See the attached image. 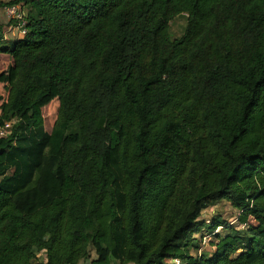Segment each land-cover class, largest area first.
I'll use <instances>...</instances> for the list:
<instances>
[{
  "label": "trees",
  "instance_id": "obj_1",
  "mask_svg": "<svg viewBox=\"0 0 264 264\" xmlns=\"http://www.w3.org/2000/svg\"><path fill=\"white\" fill-rule=\"evenodd\" d=\"M22 3L26 35L0 27V127L17 119L0 137V264H264V0L0 8ZM223 201L241 229L204 218Z\"/></svg>",
  "mask_w": 264,
  "mask_h": 264
},
{
  "label": "rangeland",
  "instance_id": "obj_2",
  "mask_svg": "<svg viewBox=\"0 0 264 264\" xmlns=\"http://www.w3.org/2000/svg\"><path fill=\"white\" fill-rule=\"evenodd\" d=\"M2 1H4L5 3H10V2H15L19 0H2ZM22 4H19L16 6L19 9H22L24 13L28 14L30 11V7L29 6L26 7L24 4L23 5ZM187 24H188V15L186 14L177 17L171 22L170 28H171L172 40L179 39L184 35L186 28H187ZM16 26H17L16 21L10 20L4 12L0 13V27H2L3 35L5 37H8L11 40L21 38L20 31L16 28ZM0 92L4 97H7V91L2 89V91ZM59 109H60L59 99L52 100L43 105L45 124H46V128L48 131H51L53 126L58 121ZM214 217L216 219H222V220L228 221V223L230 224L232 223L231 226L234 228L235 227L240 228L239 224L236 222V219L238 217V210L233 208L231 204L227 201H223L221 203H218L215 206L210 207L206 211L205 216H204V218L206 219H210ZM219 231L221 234L227 233L226 230H223L222 228ZM203 233L204 235H206V230H204ZM196 237L197 239H201L202 234L201 235L198 234L196 235ZM214 252H215V248L212 247L211 243L204 244L203 246H201V249L199 251L200 254H206V255H212ZM194 254H196V252ZM92 257L94 258L96 257L95 253L92 254Z\"/></svg>",
  "mask_w": 264,
  "mask_h": 264
},
{
  "label": "built area",
  "instance_id": "obj_3",
  "mask_svg": "<svg viewBox=\"0 0 264 264\" xmlns=\"http://www.w3.org/2000/svg\"><path fill=\"white\" fill-rule=\"evenodd\" d=\"M1 12H4L10 20H14L17 23L16 28L20 31L21 36H25L27 31H26V25H27V13H24L22 9H19L17 6L13 7H5V8H0ZM17 122V119H12L10 121H6L4 125L0 127V137H9L12 132L11 130L13 129V126ZM242 228V227H241ZM240 228V229H241ZM221 230V228L219 229ZM218 230V232H220ZM212 237L207 236L203 238L202 241V246L204 244L211 243ZM165 264H182L181 260L179 259H173V260H166Z\"/></svg>",
  "mask_w": 264,
  "mask_h": 264
},
{
  "label": "crops",
  "instance_id": "obj_4",
  "mask_svg": "<svg viewBox=\"0 0 264 264\" xmlns=\"http://www.w3.org/2000/svg\"><path fill=\"white\" fill-rule=\"evenodd\" d=\"M1 13V11H0ZM23 36H21L22 38ZM6 39H9L8 37H6ZM9 63V58L4 56L3 58L0 57V72L4 69V64ZM81 264H85V263H81ZM89 264V263H86Z\"/></svg>",
  "mask_w": 264,
  "mask_h": 264
}]
</instances>
